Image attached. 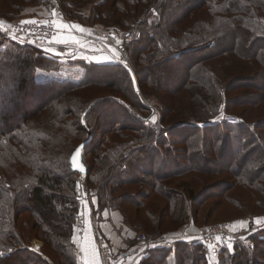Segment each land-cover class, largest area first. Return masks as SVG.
<instances>
[{
	"label": "trees",
	"instance_id": "1",
	"mask_svg": "<svg viewBox=\"0 0 264 264\" xmlns=\"http://www.w3.org/2000/svg\"><path fill=\"white\" fill-rule=\"evenodd\" d=\"M87 3L93 9L85 12L81 8ZM176 3L179 11L172 13ZM37 4L55 6L68 19L87 16V24L101 19L107 27L139 32L140 37L133 36L123 45L128 63H92L87 72H93L80 80H49L42 73L60 69L64 61L0 33V93H11L0 96L1 110L6 109L0 112V264H79L72 242L81 208L76 192L79 173L72 170L70 156L89 132L92 139L82 152L88 198L94 195L92 188L101 199L107 190L109 203L124 213L122 202L146 206L144 198L168 194L163 185H171L176 177L196 173L201 181L200 189L190 186L187 193L165 195L169 205L162 213L161 208L158 215L149 210L151 222L146 223L145 233L155 247L135 264H264V227L248 235L251 244L238 238L232 247L170 234L192 221L200 226V212L207 203L216 206L224 199L237 200L230 194L233 188L253 191L256 203L264 205V118L254 121L225 112L209 120L218 116L220 100L234 87L248 89L240 98H231L234 106L264 101V0H10L14 8ZM110 34L117 38L113 31ZM17 63L19 72L13 71L8 79ZM146 66L149 75L141 77ZM98 72L109 73L110 79L104 80ZM119 75L121 87L113 81ZM153 82L166 84L175 99L190 95L188 102L202 93L209 100L206 114L196 117L200 114L178 104L169 117L164 104H159L166 96L153 92ZM92 86L120 88L125 96L114 91L96 98L77 107L79 112L71 120L67 106L81 98L74 91ZM105 99L108 102L96 111ZM156 109L160 117L152 123ZM229 115L241 119L230 122ZM94 126L106 129L102 137ZM73 129L80 138L71 145ZM26 212L34 214L31 229L45 242L42 252L32 251L18 233V225L23 234L29 232L21 219ZM251 214L253 219L256 213ZM161 215L172 216L176 229L160 227ZM124 222L133 226L126 213Z\"/></svg>",
	"mask_w": 264,
	"mask_h": 264
},
{
	"label": "rangeland",
	"instance_id": "2",
	"mask_svg": "<svg viewBox=\"0 0 264 264\" xmlns=\"http://www.w3.org/2000/svg\"><path fill=\"white\" fill-rule=\"evenodd\" d=\"M176 4H177L176 8L172 7L170 10V11H172V13L179 11L178 5H180V4L179 3H176ZM188 5H190V4H188ZM92 6H93L92 4L87 3L85 6H82L81 9L84 10L85 12H88L89 10L91 11L93 9ZM121 7H122L124 13H127V11L124 9V6H121ZM203 10H206V9H203ZM76 13H79V12L77 11ZM85 14H87V13H85ZM75 15L77 16L76 18L68 19L65 17L64 12L55 6H46L44 4H37V5H32V6L23 5L19 8H14L13 6L10 5V0H3V1L0 0V22H3L4 26L8 27V25H9L10 27H12L13 25L10 24V22L12 23L13 21H18V20L23 22V21H33L35 19H42V20L47 21L48 28H49L48 30H50L51 32H53V26H54L55 32L53 34L51 33L52 34L51 40H53V37H56L59 33V35L64 36V37H67V36L75 37L76 40H78L79 42H81L84 45L81 47L80 44L71 43V42H69L67 44H57V43H49V42L45 43V44L44 43L36 44V46H39V48H41V50L47 56H49L53 59H59V60L64 61V65H62V67L60 69L52 70V71H49L46 73L45 72L42 73V75L49 80L50 79L80 80L82 77L93 72V71H91L90 73H88L87 70L91 66L89 64L94 63V62H92V58L99 56V55H97V56L94 55V52H95L94 48L96 45L98 48V49H96V51L97 50L101 51V53L109 52V54L113 53V51H115L116 54L117 53L119 54V56L123 62L128 63V58H127L128 52L123 48V45L125 43L129 42L130 40H132L133 36L135 38L140 37L139 32H136V34L134 35V34H131L133 32H127L126 30L124 31L123 29H121L117 26L107 27V26H105V22L102 21L101 19H99V20L95 19L94 21H92L93 22L92 24H87V22L89 21L90 18H87V16H85V18H80L79 14H75ZM54 22L58 23L60 25H64V24L79 25L83 29H85L86 31L85 32H78L75 29H64V28H61L58 30L56 28ZM14 23L16 24V22H14ZM111 31H113L117 35V39H119L117 45L114 43L117 41L112 39L113 37L110 34ZM33 45H35V44H33ZM49 48L55 52H59L62 54L50 55L48 53V51H45V49H49ZM99 53H97V54H99ZM82 57H88L89 59H85ZM157 63H159V62L157 61ZM104 64H107V63H104ZM147 65H149V67H153V66H151V64H147ZM19 68H21V65L19 63H17L16 69L13 68V70L8 74V79H10L12 77L13 71L15 73L19 72ZM146 69H147V66L143 67L140 70L141 77L146 78L149 75L148 71ZM101 73L104 74V75H101V78H103L104 80L110 79L108 77V76H110L109 73L98 72V74H101ZM174 74H177V73H172L171 75H174ZM114 79H115V80H113L115 82L114 84L117 85V87H121L120 86L121 81H122L121 75L114 77ZM11 85H12V83H10V85L7 86V87H9V90H10ZM152 86H154V88H152V89H153V92L157 96H159V97L162 96V98L163 97L165 98V96H166V99L160 101L159 104L160 103L164 104L165 109H166L165 114H167L169 117H171L174 114L175 107L177 108L178 104L184 105L186 110H188L190 113L200 114V115H196V117L197 116L201 117L202 114H206V113H203L204 110L206 109V108L204 109V107H207L209 100H207V98H205L202 95V93L198 94V96H196V98L191 100V102H188L189 101L188 97L190 95H186L185 97H187V98H184V97L178 98V96H177V98L175 99L172 97L173 93L170 90L171 88H169V90H167L166 84H165V86L164 85L155 86V84L153 82ZM155 87H157V88H155ZM247 90L244 87H234L233 90H230V91L228 90L227 91V97L226 98L223 97L219 102L220 107L219 106L218 107L220 108V110L218 112L219 114H217L218 116L215 118H210L209 120H211V122H212L216 118H219L220 116L225 114V112H231V113L237 114L238 116H242V117L244 116V117H246L250 120H254V121H259V120H261V118H264V101L258 105H254V106L253 105L252 106L246 105L245 103L240 104V105L238 104V105L234 106L235 101L232 102L231 98H233L234 95H236L240 98L241 94L243 96V94H245ZM114 91L115 90L109 89V86H104V87L103 86H96V87L92 86V87H86V88H82V89H78V90L74 91L77 94L80 93L81 98L80 99L78 98L73 103L68 104L67 107H69L70 112H71L70 119L73 120L75 118V116L77 115V113L79 112V110H77V112H75V109H78L77 107H80L83 104L86 105L87 103L93 101L94 99L105 96V95H107L111 92H114ZM115 92L122 95V96H125V94L123 92H120V88L116 89ZM2 94H5L6 96L11 95V93L8 92V90L3 91ZM2 94L0 93V96ZM170 97L173 98V101ZM44 98L45 97H43L42 99H44ZM34 101L38 102L39 99H34ZM106 102H108V99H105L104 101H102L101 104H99L97 106L98 109L96 111H100V108L105 106L103 104H105ZM97 107H95V108H97ZM115 108L117 109L118 107L115 106ZM1 109L2 108L0 107V112H2V113H4L6 111V109L5 110H1ZM243 109H245V111H242ZM258 109H261V111H259ZM117 110H118L117 112H120V113L122 112L121 108L120 109L118 108ZM244 112H246L247 115H243ZM250 113H253V115L252 114L250 115ZM154 116H156L155 119L158 121L159 120L158 117H160V112L158 109H156ZM203 119H199V120H203ZM238 119L240 120L241 118L239 117ZM238 119H237V121H238ZM200 124H202V123H200ZM205 124H207V123H205ZM93 128L95 131H97V130L99 131L98 134L100 137H102L101 134L103 133V131L106 130L105 128H99L98 129L97 126H94ZM70 131H73V134H74L73 135L70 133V141H72V143H71V145H72L74 142L78 141V139L80 138L79 137L80 133H77L74 129L70 130ZM62 132L65 133L67 131H62ZM82 134H83V132H82ZM67 136H69L68 133L66 134V137ZM85 136H82V137H85ZM86 139H87V137H86ZM68 146H69V143L67 142L66 148ZM70 146L68 147V149L66 151L69 152ZM232 146L235 148L234 139H232ZM226 154L229 157L228 159H230L231 151L228 150L226 152ZM158 167L160 168L163 166L160 164V165H158ZM195 176H196V173H191V175H188V177H186V178H184V176L176 177L175 178L176 181L174 183H172L171 185L169 183L166 184L167 186L163 185V187L166 188L163 190L167 191V193H168L165 195L170 197L169 195L172 194V191H173L174 196H177L180 191L187 193V189H189L190 186H193L192 188H194L195 190H196V188L200 189L201 188V181L198 178H196ZM80 177L81 176L79 174L77 176V183H78V181L80 182ZM82 182L84 184V185H82L83 188L82 189L76 188L77 195L80 198V206H81L80 214L83 213L82 212V200L84 199V197L86 198V196H85L86 190H87L86 177L82 180ZM103 187L105 189H107L105 184L103 185ZM94 189H96V188H94ZM106 191H105V195H103L102 199L100 198L98 193L96 195L94 194L92 197H96L95 199H96L97 204H98L97 210H99L100 212H105L108 210L112 211L113 209H117L120 211V213L122 215V224H119V226H117V225L115 226L117 231L119 230L122 232V226H123V224H125L124 213L127 214L129 222L133 225V226H130L127 223L124 225V226H126L124 229L125 230L127 229L125 232L131 233L129 235L123 234V237H125V239L128 241V242H125V245H127V246L136 245V242H135L136 237L135 236H136V233L138 231L139 232L143 231L145 233V231H146L145 228H147L146 223L151 222V219H149V216H148L149 210L158 215L157 212H159L160 208H161V213H162V209H164L165 206L168 207V205H169V200L164 194L155 193V194H151V196H149V197L144 198V202H145L146 206H142L141 208L135 207L134 204L131 202H122L121 204H123L124 208L127 209V212L125 211L123 213V211L120 208H114L109 203L110 196L108 195V193ZM230 194L233 198H236L237 200H232V198L228 199V200L224 199V201L219 205L216 204V206L215 205L209 206V204L207 203L206 205L203 206V209L200 212V216H201L200 217V219H201V225L200 226L196 225L192 221L189 224H186L185 226L179 225V228L176 231L170 232V234L178 236L179 239H183V240L184 239H192V238H196L197 236H199L201 231L204 228L209 227V226H213L215 224H220V225L226 227L233 234V236L236 235L239 238H246V241L249 244H251L252 241L250 240V238H248V235L251 234L253 231H255L257 228L264 227V205L260 206L258 203H256V198L254 197L253 191H250V190H244V189L238 190V188L237 189L233 188L232 190H230ZM159 199H160V201H159ZM238 200H239V202H238L239 204L236 202ZM156 203L158 205L160 204L161 207L154 208L153 204H156ZM38 208H40V207H38ZM251 213H256V215L253 219H251V215H252ZM211 215L213 218L209 222L204 219V218H207V216H211ZM100 216H103V215H100ZM33 217H34L33 212H26V213L21 215V219H22V221H24V226L26 228L25 230H27L29 232H27V233L24 232V234H23L21 229L18 228L19 227V225H18V227H17L18 233L20 234L21 238L24 241H27L29 243V247L32 251L42 252V250L46 249V245H45L44 240L42 238H39L36 235L34 229H31V223H32L31 220L33 219ZM46 217L47 218H52V217L56 218V216H52V215H46ZM257 220H259V223H257ZM239 222H244V223L240 224ZM250 222L254 226L253 229H250ZM176 223H178V222H176ZM177 226H178L177 224L176 225L174 224V220H173L172 216L161 215L160 227H163L165 229V231L174 230V229H176ZM82 228H83V226H81L80 223L76 224L74 232H73V236L76 237L75 243H77V238L81 236L79 231H81ZM59 232H61V231H59ZM73 236H72V238H73ZM100 236L104 237L107 241H109V240L112 241L111 239H109L106 236V234L97 235L96 236L97 246H98L97 239ZM174 240L175 239H172V240H169L167 242H170L169 244H171V242H173ZM235 241H236V239H234L233 242H230L227 245L232 247V245ZM154 244H156V243H154ZM151 247H152V244H151ZM118 248L125 251V249L121 248L120 246ZM147 252L148 251L141 252L140 249L139 250L136 249V251L130 256V258H126V260L128 262H125V260H124L123 264H135L138 257L146 254ZM74 254L78 258V260H80L79 255L76 251V245L75 244H74ZM100 257H101V253H100ZM101 261H102V259H101Z\"/></svg>",
	"mask_w": 264,
	"mask_h": 264
},
{
	"label": "built area",
	"instance_id": "3",
	"mask_svg": "<svg viewBox=\"0 0 264 264\" xmlns=\"http://www.w3.org/2000/svg\"><path fill=\"white\" fill-rule=\"evenodd\" d=\"M34 21H37L36 24H23L22 21H13V26L8 27L3 25L4 31L7 32V34L12 37L15 36V40L17 41H23V43H29V44H41V43H48L51 38L52 34L55 32L54 26H53V32L48 30V24L47 21L42 19H35ZM16 22V24L14 23ZM18 22V23H17ZM47 29V30H46ZM47 31V32H46ZM52 33V34H51ZM51 34V35H50ZM31 41V43L29 42ZM228 121L230 122H236L237 117L234 115H229ZM80 182H79V188H83L82 180L86 177V173H80ZM92 194L96 193V189L91 190ZM85 221V216L83 213L80 214L79 217V223L82 226ZM122 236V241L128 242L125 237ZM135 242L136 246L139 247L142 245V248L140 249L141 252H144L146 249L147 251L151 250V243L147 239L146 234L143 231H138L135 236ZM217 237L220 239L217 240ZM238 236H233V234L224 226L220 224H215L213 226H209L204 228L200 235L198 236V239L202 242H205L208 245L216 246L218 244L227 245L230 242H233L234 239H238ZM98 248L99 252L101 253V259L103 264H123L125 260L126 253L124 250L118 248L119 246L115 245L112 241H107L104 237H98ZM122 248V247H121Z\"/></svg>",
	"mask_w": 264,
	"mask_h": 264
},
{
	"label": "crops",
	"instance_id": "4",
	"mask_svg": "<svg viewBox=\"0 0 264 264\" xmlns=\"http://www.w3.org/2000/svg\"><path fill=\"white\" fill-rule=\"evenodd\" d=\"M113 39L117 42L119 40L117 38ZM117 42L114 43L117 45ZM94 49V55H99L97 57L93 56L95 59L115 58V51L110 54L109 52L101 53V51H96V49H98L97 45ZM95 198L96 197L92 196L90 198L84 197V199L82 200V212L85 215V221L82 225V230H78L81 236L77 238V243H75L76 251L80 259L79 261L84 259V255L80 251V246H84L87 249V259L89 261V264H102L99 248L96 243V236L106 234V236L111 239L116 245L125 249V262H128L126 258H130V256L136 251L138 247L136 245L127 246L122 241L121 235H129L131 233L125 232L127 230L124 229L126 227L124 226L125 224H123L122 226V232L119 230L117 231L115 226H119V224H122V215L120 211L117 209H113L112 211L108 210L105 212H100L99 210H97L98 204ZM93 201H95V203H93Z\"/></svg>",
	"mask_w": 264,
	"mask_h": 264
},
{
	"label": "snow or ice",
	"instance_id": "5",
	"mask_svg": "<svg viewBox=\"0 0 264 264\" xmlns=\"http://www.w3.org/2000/svg\"><path fill=\"white\" fill-rule=\"evenodd\" d=\"M23 24H36L37 21H23L22 22ZM55 23V22H54ZM55 26L56 28L59 30L61 28H64V29H75L76 31L78 32H85L86 30L83 29L81 26L79 25H67V24H64V25H60L58 23H55ZM4 32V28H3V22H0V33H3ZM12 39H15V36H12L11 37ZM23 42V41H21ZM31 43V41H29ZM78 43L80 44V46H84L81 42H79L78 40H76L75 37H72V36H67V37H64V36H61L58 35L56 37H53V40L49 41V43H57V44H67V43ZM118 43V42H117ZM45 51H48V53L50 55H60L62 53H59V52H55L53 51L52 49H45ZM82 58H85V59H89L88 57H82ZM92 62L94 63H123V61L121 60L119 54H115V58L114 59H110V58H105V59H95V58H92ZM126 66V65H125ZM152 123H155V116H153L152 118ZM80 154V149H77L76 153L73 155L72 157V166L75 168L76 164H77V157L79 156ZM80 171H84L83 167L81 166ZM93 203H95V201H93ZM240 224H243L244 222H239ZM257 223H259V220H257ZM234 227V226H233ZM220 238L217 237V240H219ZM72 242L75 244L76 242V237L73 236L72 238ZM152 247H155V245H152ZM209 248H211V246H209ZM80 251L83 253L84 255V259L79 261V264H89V261L87 259V249L84 247V246H80ZM147 250L145 249L144 252H146ZM0 254H3V253H0Z\"/></svg>",
	"mask_w": 264,
	"mask_h": 264
},
{
	"label": "water",
	"instance_id": "6",
	"mask_svg": "<svg viewBox=\"0 0 264 264\" xmlns=\"http://www.w3.org/2000/svg\"><path fill=\"white\" fill-rule=\"evenodd\" d=\"M129 69H130V72H131V75H132V78H133V81H134V87H135V89H136L137 91H139V86H138V82H137V80H136V78H135V75H134L132 69H131V68H129ZM91 139H92V133L89 132V136H88V138H87L86 140H84L83 142H81V143H80V144L74 149V151L72 152V154H71V156H70V163H71V168H72L73 171H76V172H78V173H86V170H87V169H86L85 163H84V161H83L82 152H83V148L85 147V145H86ZM77 149H80V154H79V156L77 157V164H76V166H75V168H74V167L72 166V157H73V155L76 153ZM81 166H82L83 169H84L83 172L79 170Z\"/></svg>",
	"mask_w": 264,
	"mask_h": 264
}]
</instances>
